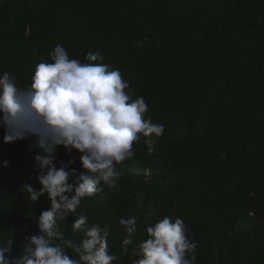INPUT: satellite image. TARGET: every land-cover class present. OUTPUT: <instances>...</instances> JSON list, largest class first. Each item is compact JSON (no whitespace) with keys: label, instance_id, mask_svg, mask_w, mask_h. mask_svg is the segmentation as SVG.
<instances>
[{"label":"trees","instance_id":"1","mask_svg":"<svg viewBox=\"0 0 264 264\" xmlns=\"http://www.w3.org/2000/svg\"><path fill=\"white\" fill-rule=\"evenodd\" d=\"M57 44L82 62L99 52L97 63L119 69L126 91L148 104L145 116L165 129L140 134L135 155L116 165V188L101 184L57 222L64 240L80 243L99 225L113 264H136L147 228L168 216L198 242L197 264H264V0H0V74L30 88ZM4 136L0 126V243L13 239L16 258L51 201L32 202L24 189L42 187L37 137ZM55 155L57 168L74 161L69 170L87 174L77 150ZM80 214L87 222L74 233ZM132 216L125 251L119 219Z\"/></svg>","mask_w":264,"mask_h":264},{"label":"clouds","instance_id":"2","mask_svg":"<svg viewBox=\"0 0 264 264\" xmlns=\"http://www.w3.org/2000/svg\"><path fill=\"white\" fill-rule=\"evenodd\" d=\"M51 63L37 65L30 88H21L10 73L0 74V126L5 128L4 140L13 143L25 136L37 137L35 147L41 154L34 159L41 170L39 190L25 184L32 202L47 194L51 208L38 218L39 234L26 237L23 254L13 258V239L0 243V264H113L118 257L108 251V233L99 225L86 232L80 243L65 241L58 221L66 220L81 201L91 197L103 184L117 187L121 173L117 164L132 158L133 144L144 137L164 134L162 124L146 117L148 104L143 96L133 99L130 84L119 69L97 63L104 57L89 52L85 60L71 58L57 44L50 53ZM149 151H152L149 141ZM63 146L68 153H82L80 162L87 174H77L68 165L55 166L56 149ZM7 166V161H5ZM77 177L75 185L69 183ZM74 192V195L72 194ZM87 216L80 214L73 221L74 233L82 231ZM119 224L127 236L122 247L133 243L137 218L121 217ZM148 238L139 245L142 258L136 264H197L194 254L198 242L189 238L184 221L174 222L165 216L147 228ZM60 241V242H57ZM71 248L78 257H70Z\"/></svg>","mask_w":264,"mask_h":264}]
</instances>
